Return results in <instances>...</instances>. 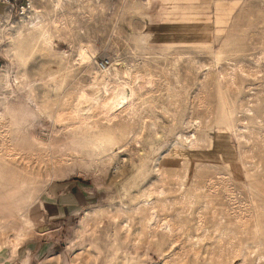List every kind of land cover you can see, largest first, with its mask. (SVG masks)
<instances>
[{"label":"rangeland","instance_id":"rangeland-1","mask_svg":"<svg viewBox=\"0 0 264 264\" xmlns=\"http://www.w3.org/2000/svg\"><path fill=\"white\" fill-rule=\"evenodd\" d=\"M37 7L0 31V264H264V0Z\"/></svg>","mask_w":264,"mask_h":264},{"label":"built area","instance_id":"built-area-1","mask_svg":"<svg viewBox=\"0 0 264 264\" xmlns=\"http://www.w3.org/2000/svg\"><path fill=\"white\" fill-rule=\"evenodd\" d=\"M38 1L40 0H0V31L6 34L18 24L29 27L37 23ZM93 63L96 70L104 71L109 65V60L104 57L96 59Z\"/></svg>","mask_w":264,"mask_h":264},{"label":"bare ground","instance_id":"bare-ground-1","mask_svg":"<svg viewBox=\"0 0 264 264\" xmlns=\"http://www.w3.org/2000/svg\"><path fill=\"white\" fill-rule=\"evenodd\" d=\"M36 24V23H35ZM24 26L23 24H18L16 26V28L14 30H11L9 31V33H12V32H15L17 29H19L20 27ZM81 56L83 59H85V57L87 56L85 52H81ZM109 75H112V76H118V70L115 69L114 71V74H111L109 73ZM126 77V76H125ZM126 85L129 87L130 89V92L128 91V93L125 92V87ZM106 95L104 98H102L100 100L99 97H95L94 99H99V103L101 105H103V107L107 110V111H114L116 109H119L121 107L124 106L125 103H127V100L129 99V97L131 95H133V89L128 85V84H125V85H117L114 89H112L111 91H108L106 89ZM83 97V96H82ZM93 99V100H94ZM20 235V234H19ZM13 244V242H11ZM17 245L14 244L12 245V248H14L15 246Z\"/></svg>","mask_w":264,"mask_h":264},{"label":"crops","instance_id":"crops-1","mask_svg":"<svg viewBox=\"0 0 264 264\" xmlns=\"http://www.w3.org/2000/svg\"><path fill=\"white\" fill-rule=\"evenodd\" d=\"M56 200H57V202L54 203L55 204L54 211L53 212L50 211V213H53L54 216H57V215L62 214L63 213V210H64L62 208V205H64L65 203L69 202L70 200L73 201L74 200V197L70 193H67V194L58 195L56 197Z\"/></svg>","mask_w":264,"mask_h":264}]
</instances>
